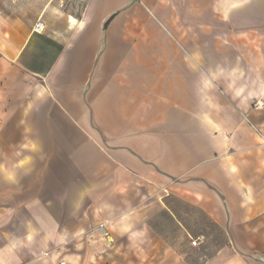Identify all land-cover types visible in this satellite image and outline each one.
<instances>
[{"label":"crops","instance_id":"0c3cea01","mask_svg":"<svg viewBox=\"0 0 264 264\" xmlns=\"http://www.w3.org/2000/svg\"><path fill=\"white\" fill-rule=\"evenodd\" d=\"M250 11L0 0V264H264Z\"/></svg>","mask_w":264,"mask_h":264},{"label":"rangeland","instance_id":"374dc122","mask_svg":"<svg viewBox=\"0 0 264 264\" xmlns=\"http://www.w3.org/2000/svg\"><path fill=\"white\" fill-rule=\"evenodd\" d=\"M244 2H248L249 0H242ZM259 12L250 11L249 15V25L248 26H240L233 28V35H241L243 38H246L249 42V51H250V67H259V70L264 72V25H260L259 19L264 18L263 15H260ZM258 15V16H256ZM258 52L259 58L256 57V53ZM263 106L260 107L262 109ZM263 110V109H262ZM264 128V125H263ZM264 132V131H263ZM16 157V156H15ZM7 156H0V162H11L12 158ZM28 159V157H25Z\"/></svg>","mask_w":264,"mask_h":264},{"label":"built area","instance_id":"2783aa9c","mask_svg":"<svg viewBox=\"0 0 264 264\" xmlns=\"http://www.w3.org/2000/svg\"><path fill=\"white\" fill-rule=\"evenodd\" d=\"M45 29V23L43 20H38L34 26V30L37 31V32H42L43 30ZM102 229H105L104 228V225L101 226ZM198 241L199 239H195V240H192V244L193 245H197L198 244ZM60 264H65L64 261H61Z\"/></svg>","mask_w":264,"mask_h":264}]
</instances>
